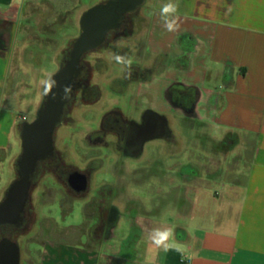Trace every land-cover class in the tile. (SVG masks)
<instances>
[{"label": "crops", "instance_id": "crops-1", "mask_svg": "<svg viewBox=\"0 0 264 264\" xmlns=\"http://www.w3.org/2000/svg\"><path fill=\"white\" fill-rule=\"evenodd\" d=\"M103 1L0 0V22L8 24V41L0 42V156L17 160L24 122L17 111L21 95L7 89L8 81L17 75L27 80L47 57L57 71L84 14ZM168 2L144 0L133 35L115 39L113 48L124 51L129 39L145 40L151 62L141 67L152 74L134 89L140 106L166 118L171 136L161 141L167 147L162 158L172 149L201 154L173 166L183 193L173 209L177 221L140 213L143 206L133 196L113 204L115 218L98 248L48 241L39 264H264V0H174V31L160 14ZM174 80L198 93L194 115L184 120L165 96ZM8 185H0V202ZM154 230L172 236L157 246ZM20 258L19 250V264Z\"/></svg>", "mask_w": 264, "mask_h": 264}, {"label": "flooded vegetation", "instance_id": "flooded-vegetation-1", "mask_svg": "<svg viewBox=\"0 0 264 264\" xmlns=\"http://www.w3.org/2000/svg\"><path fill=\"white\" fill-rule=\"evenodd\" d=\"M143 2L132 11L120 13V0H104L96 7L102 11V24L96 28L90 27L91 12L84 14L83 27L78 37L72 42L57 71L43 85L34 117L20 126L19 156L24 152L25 141L34 133L42 157L36 164L31 180L29 198L23 210L24 221L20 226L0 225L4 238L15 241L17 234H23L31 226L33 215L30 210V197L31 191L37 188H41L38 197L41 203L46 201L44 193L47 192L52 194L48 203L53 202L57 195L58 205L82 200L83 207L98 209L95 219H92L95 221L94 225L96 221L98 224L96 230L92 229L91 232L106 235L116 214L110 202V196L112 193L116 196V191L111 188H124L122 181L128 171L131 179L139 175L144 176L148 182L154 176L152 172L156 166V171L160 173L157 178L165 176L167 169L164 159L162 155L153 154L150 146L155 141H169L171 134L166 118L152 107L140 106L135 89L128 90V86L134 87L138 82L147 80L152 74V69L141 67L133 61L130 70L124 68L119 76H114L113 87L106 86L109 92L106 97L108 94L113 95L107 103L104 102L100 83L95 82L93 77L96 66L99 67L103 63V58L97 57L96 54L101 51H116L113 48L115 39L133 35L132 22ZM129 6L130 3H127V8ZM99 34L103 37L101 43L96 47H85L79 57L75 58V47L81 38ZM66 75L70 77L68 85L71 86L70 99L67 100L62 98ZM48 84L52 87L46 92ZM165 96L170 100L172 109L179 112L183 120L186 116L188 118L194 115L198 98L195 89L186 88L180 80H174L167 86ZM116 97H127V109L119 104ZM99 103L101 106L95 107ZM59 106L60 114L52 131V149L47 153L45 148L41 147L44 145L43 125L49 123ZM61 128L68 134H63L65 130L63 132ZM80 145L83 148L81 152H77ZM70 147L74 149V154L70 152ZM104 162L111 164L113 171L98 172L95 175L98 166ZM92 182L95 183L94 186ZM90 188L95 189L90 191ZM105 188L110 189L106 191ZM89 194L91 198L83 201Z\"/></svg>", "mask_w": 264, "mask_h": 264}, {"label": "rangeland", "instance_id": "rangeland-1", "mask_svg": "<svg viewBox=\"0 0 264 264\" xmlns=\"http://www.w3.org/2000/svg\"><path fill=\"white\" fill-rule=\"evenodd\" d=\"M93 1L95 0H81L82 3H93ZM7 31V28L6 30L0 28V42L2 45H5L8 41ZM128 41V43H124V51L114 52L127 53L132 57V60L138 62L140 66L149 64L151 62V59L147 57L148 55L144 52L145 40L143 39L139 42L135 40L136 42L133 41L134 43L131 42L132 40L130 39ZM136 43L138 45H136ZM59 44H64V41H60ZM137 47L138 49L136 50ZM114 52L112 50H109V52L104 55L100 52L98 53L99 55L101 54L102 58L104 59L103 63L99 67L96 66V70L93 74L94 81L100 83V86L103 90V99L104 102L106 101L105 103H107L108 99L113 96L108 94L109 98L106 97V94L109 93L106 86L108 85L113 87L114 85L112 83V80L114 76H119L124 70V67L122 65H115V61L112 59V53ZM104 56H106V59ZM47 58L41 61V67L39 66L40 64L32 66L33 68L36 67L38 71L36 70L35 73L30 71L28 74V77L30 78H28L27 80L19 82V76L17 75V78L15 80L8 81L9 86L7 85V89H9L11 92L14 89L21 95V99L23 102L22 105H20V107L17 109V111L20 113V117H23L24 121L32 120L36 113L38 104L41 99L40 95L42 94V84L45 81H41V79L44 78L45 74L47 73L53 75L56 72V66L49 63V58ZM161 66L162 64L158 65V67ZM49 77L50 76H48L47 78ZM103 83L105 85H103ZM116 88H118V86H116ZM131 88L134 87L128 86V90H131ZM137 90H139V87L137 88ZM20 95L18 96L19 98ZM116 98L119 101V104L122 105L123 108L127 109V97ZM97 106L100 107L101 104L99 103L95 107ZM80 109L82 110V108ZM175 118L177 119V117ZM175 127L176 131L180 129L178 125H175ZM61 130L64 132L65 129L61 128ZM81 133L82 132L80 131L79 134ZM63 134L67 135L68 132L65 130ZM212 134L214 137H219L220 131L214 129L212 131ZM177 136L179 137L180 134L176 132L175 137L178 138ZM194 136L193 134L188 135V137ZM152 146H150V149L152 148L153 153L157 155L159 154V156H161L163 143L161 141H155L154 146ZM163 147L164 150H167V147L165 145ZM78 148L80 150H77V152H81V148L83 147L80 145ZM173 150L174 149L171 150V156L169 155L170 157L167 156V152H164L165 168H170L166 171V174L163 178H161L160 176L159 178H157L160 173L156 171V166L153 167L154 170L152 172V175L154 176L150 178L148 182L146 181L144 176L139 175L135 179H131L130 172L126 171L127 176L122 181L125 187L111 188L112 190L116 191V196L114 193H112V195L110 196L111 204L116 203L118 205H123L126 200L128 202L131 198H134L133 196H136L139 200V203L143 206V208L139 210L140 213L144 214L145 212H148V215H156L165 223H169L171 221L176 223L177 220L173 209L174 206L178 205V202L182 200L181 198L183 196V193L182 188L180 187L179 178L177 174H175L177 172L173 170V166L174 164H183L187 160L188 155L193 158H197L201 154L197 151L188 152L187 150H183L182 152H176V149L174 151ZM208 151H210V149H208ZM70 152H73L74 154L75 151L70 147ZM15 161L7 160L5 155L0 156L1 187H3L7 182L10 185L15 179ZM76 161L80 162L78 159H76ZM138 165L139 164H137V167L139 168ZM110 170L113 171L112 165L104 162V164H100L98 166V169L96 170V172H94V174L96 175L98 172H109ZM92 184V186L95 185V183L93 182ZM94 189L95 188H90V191H93ZM105 189L106 191H108L110 188ZM40 190L41 188H37L31 191L30 210L32 211L33 215L31 226L26 232H24L23 234H17V237H15L20 250V264H39L41 261L42 248L48 241L64 245L68 244L84 246L86 244L91 247H99V245L97 246L96 244H94V242L97 243L93 239L96 238V235L91 232L92 229L96 230V224H98V221H96V224L94 225L95 221L86 218V215H88V213L95 216L98 213V209L92 207H83L82 200H75L70 204L58 205L56 203L59 200V197L57 195L53 198V202L48 203L51 200L52 194L47 192L44 193L46 201L44 203H41L40 199L38 198L40 197ZM189 196L192 198V193ZM89 198H91L90 194L83 201H86Z\"/></svg>", "mask_w": 264, "mask_h": 264}, {"label": "water", "instance_id": "water-1", "mask_svg": "<svg viewBox=\"0 0 264 264\" xmlns=\"http://www.w3.org/2000/svg\"><path fill=\"white\" fill-rule=\"evenodd\" d=\"M143 1L144 0H130L129 2V0H120L119 12L124 13L126 11H132ZM126 2L130 3V6L128 8ZM99 10L100 9H96L95 7L89 11L91 12L90 17L92 20L90 22L92 24L90 25V27L96 28V26L99 27L102 24L100 21V17H102V11ZM102 39V34H99L98 36L89 35L87 37L81 38V40L75 47V58L79 57L80 53L82 52V50H84L85 47L98 46L101 43ZM64 82L65 85L69 84L70 77L68 75L65 76ZM58 108L59 109L53 114L49 123L43 125L44 145L41 147H44L45 152L47 153H50L52 149V131L55 123L58 121V117L60 114V106ZM29 138L30 139L25 141L24 143V152L22 156H19L17 160V177L13 180V182L7 189L6 200L0 204V225L20 226L24 221L23 210L29 198L31 180L33 179L36 164L42 157L40 154L39 144H37L35 140V134L31 133ZM83 186L84 183L82 184V187ZM0 264H19V247L15 241H12L8 238H3L0 241Z\"/></svg>", "mask_w": 264, "mask_h": 264}, {"label": "clouds", "instance_id": "clouds-1", "mask_svg": "<svg viewBox=\"0 0 264 264\" xmlns=\"http://www.w3.org/2000/svg\"><path fill=\"white\" fill-rule=\"evenodd\" d=\"M179 11V4L178 2H174V0H169L168 3H165L161 10V18L164 20L165 27L168 31H174L178 27L176 24V21L172 19ZM117 47H119V42H117ZM112 59L115 61V63L122 65L126 69H131V65L133 63L132 57L129 56L127 53H121V52H114L112 53ZM55 83V82H54ZM52 85L48 84L46 85L45 91H50ZM71 94V86L65 85L64 86V96L63 99L67 100L70 99ZM172 236L171 231H160V230H154V232L151 235L152 242L157 245L161 246L166 243V241L169 239V237ZM167 250V248L165 249Z\"/></svg>", "mask_w": 264, "mask_h": 264}, {"label": "trees", "instance_id": "trees-1", "mask_svg": "<svg viewBox=\"0 0 264 264\" xmlns=\"http://www.w3.org/2000/svg\"><path fill=\"white\" fill-rule=\"evenodd\" d=\"M0 28H2L3 30H6V28H7V30H8V24L7 23H1L0 22ZM17 160H18V158H17ZM17 160H16V162H15V165L17 164ZM13 182V181H12ZM8 189V188H7ZM6 192H7V190H6ZM6 198H7V196H6V193H5V195H4V197H3V199H2V201L0 202V204L2 203V202H4L5 200H6ZM85 208H91V207H85ZM95 217L96 216H93V215H91V214H89L88 213V215H86V218L87 219H95ZM1 229V228H0ZM96 235V238H93L94 239V241H96L97 243H95L94 242V244H96L97 246L98 245H100V243L102 242V240H103V237H104V235H102V233L101 232H99V233H97V234H95ZM4 237H3V235H2V230H0V241L3 239ZM101 238V239H100ZM86 248H89V249H92V248H96V247H91V246H89V245H84Z\"/></svg>", "mask_w": 264, "mask_h": 264}]
</instances>
